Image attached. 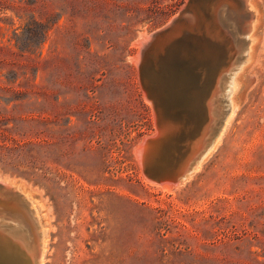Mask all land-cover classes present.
Returning a JSON list of instances; mask_svg holds the SVG:
<instances>
[{"label": "rangeland", "instance_id": "rangeland-1", "mask_svg": "<svg viewBox=\"0 0 264 264\" xmlns=\"http://www.w3.org/2000/svg\"><path fill=\"white\" fill-rule=\"evenodd\" d=\"M31 1L46 37L16 87L22 105L0 109V179L43 205L44 264H264V0L250 1L261 48L237 115L211 159L167 189L136 156L156 131L137 54L188 0ZM0 17L12 45L23 21Z\"/></svg>", "mask_w": 264, "mask_h": 264}, {"label": "bare ground", "instance_id": "bare-ground-1", "mask_svg": "<svg viewBox=\"0 0 264 264\" xmlns=\"http://www.w3.org/2000/svg\"><path fill=\"white\" fill-rule=\"evenodd\" d=\"M235 1H239L240 6L242 5V12L246 16L240 14L239 17V13L236 12L239 6L235 7ZM250 1L254 0H199L196 1L195 12H197V15H201V18H199L202 21L201 24L196 20V14L192 12H185L184 16L182 15L183 17L178 21L177 30L182 34L183 30L191 29L196 20L197 32L201 31L203 37L205 36L204 46L200 49L198 47L194 48L199 53L201 60L207 61L209 54H216L218 45L223 42L217 28L210 21L217 23L225 34L234 39L237 55L232 65L225 69L224 75L216 80L215 89L207 98L209 121L198 138L194 135L197 120L193 118V113H197L199 110V101L205 93L207 82L204 79H199L197 87L183 90L185 92L181 94V99L176 100L174 104H166L161 100V103H164L161 120L167 128L162 140L152 151L150 165L153 172L166 173L173 167L179 166L184 160L185 163L188 160H193L191 170L185 175L186 179L190 178L200 170L201 166L204 165L203 163L211 159L210 156L215 153L214 151L221 144L225 132L243 103L241 101L245 96L244 76L257 62L261 48L259 45L261 37L258 30L260 31V25L263 24H261L263 14H261L257 3H255V10L252 9L253 5ZM211 3H213L212 6H216L213 17L208 16L207 13L210 10ZM184 8L185 5L180 12ZM223 12L225 15L222 14ZM178 16L179 14L176 17ZM173 19L169 22L170 24H172ZM187 37L183 35L180 39H186ZM247 37L249 40L245 39ZM152 43L150 36L145 34L139 42V47L142 48L140 51L145 49L144 54L138 57L139 61L142 59L144 66L149 64V51L153 47ZM162 50L165 49L162 48L160 51ZM183 57L188 58L189 55ZM159 67L161 68L160 64ZM191 68L189 66L186 70L190 71ZM203 70H205V67ZM192 76L196 77V74H192ZM209 76L210 74L206 77ZM200 77H203V73ZM150 80H154V86L157 90L155 92L156 97L162 98L163 86L161 81L157 80L155 76L153 79L151 77ZM138 148L136 149V156H138ZM143 175L148 179L144 173ZM148 180L154 182L151 179ZM3 185H6L9 189H2ZM161 186L166 189L171 188L168 183H162ZM33 193L32 190L23 187L18 181L0 179V234L6 232L11 237V239L1 238L0 235V239H2L0 249L7 252L6 257L0 259V264H16L14 256L11 255V253L16 252L22 255L26 263L34 264L36 256L38 264H44L47 261L49 224L44 221L47 219L46 217L41 219L40 209L43 205L40 204ZM42 215H45V213H42Z\"/></svg>", "mask_w": 264, "mask_h": 264}, {"label": "water", "instance_id": "water-1", "mask_svg": "<svg viewBox=\"0 0 264 264\" xmlns=\"http://www.w3.org/2000/svg\"><path fill=\"white\" fill-rule=\"evenodd\" d=\"M196 1L199 0H188L185 4V8L179 13L178 17L173 19L172 24L169 23L171 21L170 20L165 26L148 35L151 38V42H153V47L149 51V64L144 66L142 59L139 63H137L140 82L147 99L152 104L156 124L155 133L143 137L138 144V160L142 166V172L148 179H151L158 184L168 183L171 187L178 186L184 181V179H186L185 175L189 170H191L194 161L188 160L187 163H185L184 160L179 166L173 167L166 173L157 171L153 172L150 165L153 153L152 151L162 140L167 128L166 124L161 120L164 104L161 103V100H163L166 104H174L176 103V100L181 99V94L185 92L183 90L197 87L199 79H204L207 82L205 85V93L203 94L201 101H199V110L197 113H193V118L197 120L194 135L198 138L202 129L209 121V107L206 104L207 98L215 89L216 80L220 76L224 75L226 72L225 69L232 65V62H234L237 55L234 39L228 34H225L223 29H220L217 23L210 21V23L217 28L223 42H220L218 45L216 54H209L210 56L207 58V61H203L199 58V53L194 48L198 47L200 49L204 46L205 36L203 37V33L201 31L197 32L196 29V20L199 21V24L202 22L199 20L201 15H197V12H195V7L197 5ZM212 4L213 3L210 4V10L207 12L208 16L211 17L214 16L216 7L215 5L212 6ZM185 12H192L196 14V20L192 24L191 29H185L182 31V34H180V31L177 30L178 21L184 16ZM183 35L188 37L186 39H180ZM198 37L201 38L199 39ZM162 48L165 49L164 51L162 50L163 52L160 51ZM144 51L145 49L140 51L137 55L140 57L141 54H144ZM185 55H189V57H183ZM219 55H221V57H219ZM159 64L161 68L159 67ZM189 66L192 68L190 71H187L186 69ZM204 67L205 70H203ZM191 73L196 74V77H193ZM201 73H203V77H200ZM208 74H210V76L206 77ZM154 76L162 83V98L156 97L155 92L157 90L154 86V80H150L151 77L153 79ZM183 87L185 88L182 89ZM176 93L177 95H175ZM2 189L9 188L6 185H3ZM12 191L10 192L13 193ZM21 199H23V197H21ZM0 235L1 238L4 237L11 239L10 235L6 232H2ZM1 240L2 239H0V243ZM6 255L7 252H5L4 249H0V259L6 257ZM11 255L14 256L16 264H30L28 262H24L23 257L19 252L11 253ZM34 264H38L37 256Z\"/></svg>", "mask_w": 264, "mask_h": 264}, {"label": "trees", "instance_id": "trees-1", "mask_svg": "<svg viewBox=\"0 0 264 264\" xmlns=\"http://www.w3.org/2000/svg\"><path fill=\"white\" fill-rule=\"evenodd\" d=\"M32 3L31 0H0V13L10 10L19 20L23 21L21 33L17 32V28L13 32L12 45L0 43V109H6L10 102H14L13 108L22 105L17 101L27 92L18 91L16 87L29 85L30 78L27 70L31 65L26 61L31 59V55H35L46 37L44 23L36 20L34 16H29ZM26 16L28 18H25ZM7 19L0 17V21ZM36 56L40 57L41 51Z\"/></svg>", "mask_w": 264, "mask_h": 264}]
</instances>
